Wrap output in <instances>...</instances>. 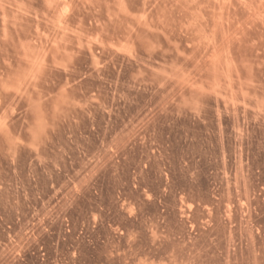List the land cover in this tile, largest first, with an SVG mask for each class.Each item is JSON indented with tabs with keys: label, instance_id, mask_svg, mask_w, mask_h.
Returning <instances> with one entry per match:
<instances>
[{
	"label": "rangeland",
	"instance_id": "rangeland-1",
	"mask_svg": "<svg viewBox=\"0 0 264 264\" xmlns=\"http://www.w3.org/2000/svg\"><path fill=\"white\" fill-rule=\"evenodd\" d=\"M0 264H264V0H0Z\"/></svg>",
	"mask_w": 264,
	"mask_h": 264
}]
</instances>
